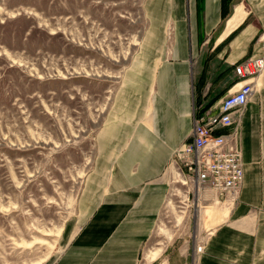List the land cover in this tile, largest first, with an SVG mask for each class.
<instances>
[{
	"label": "crops",
	"instance_id": "obj_1",
	"mask_svg": "<svg viewBox=\"0 0 264 264\" xmlns=\"http://www.w3.org/2000/svg\"><path fill=\"white\" fill-rule=\"evenodd\" d=\"M144 13L145 33L99 128L75 215L44 264H138L169 197L174 151L192 139L195 91L216 108L242 83L234 65L264 52V0H146ZM253 82L237 127L241 191L220 202L206 195L197 264H264V70Z\"/></svg>",
	"mask_w": 264,
	"mask_h": 264
},
{
	"label": "rangeland",
	"instance_id": "obj_2",
	"mask_svg": "<svg viewBox=\"0 0 264 264\" xmlns=\"http://www.w3.org/2000/svg\"><path fill=\"white\" fill-rule=\"evenodd\" d=\"M145 1L0 0V264H44L59 250L145 33ZM166 29L170 52L171 20ZM178 163L138 264H197L211 190L184 182Z\"/></svg>",
	"mask_w": 264,
	"mask_h": 264
},
{
	"label": "built area",
	"instance_id": "obj_3",
	"mask_svg": "<svg viewBox=\"0 0 264 264\" xmlns=\"http://www.w3.org/2000/svg\"><path fill=\"white\" fill-rule=\"evenodd\" d=\"M263 70L264 52L236 63L234 71L242 83H235L216 108L195 106L192 139L174 151L172 162L176 167L177 161L186 162L187 177L207 186L214 201L235 200L241 191L244 167L237 127L254 91L253 80Z\"/></svg>",
	"mask_w": 264,
	"mask_h": 264
},
{
	"label": "bare ground",
	"instance_id": "obj_4",
	"mask_svg": "<svg viewBox=\"0 0 264 264\" xmlns=\"http://www.w3.org/2000/svg\"><path fill=\"white\" fill-rule=\"evenodd\" d=\"M179 162V163H178ZM177 163L179 164V166L182 168V171L185 173V174H187L188 176H190V169H187V163L186 162H184V161H177ZM173 164V167H175L174 169H175V172H176V174H178L179 175V170H177V167H176V165H175V163L173 162L172 163ZM185 178V180H183L184 182H187L186 180L188 179V177L186 176V177H184ZM43 261V260H42ZM41 261H38V262H36V263H34V264H39Z\"/></svg>",
	"mask_w": 264,
	"mask_h": 264
}]
</instances>
